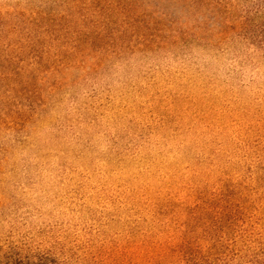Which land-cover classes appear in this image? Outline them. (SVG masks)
<instances>
[{"label": "rangeland", "instance_id": "374dc122", "mask_svg": "<svg viewBox=\"0 0 264 264\" xmlns=\"http://www.w3.org/2000/svg\"><path fill=\"white\" fill-rule=\"evenodd\" d=\"M0 264H264V0H0Z\"/></svg>", "mask_w": 264, "mask_h": 264}]
</instances>
